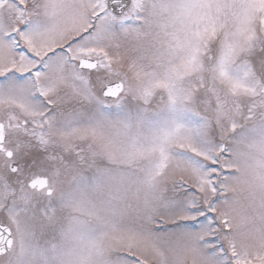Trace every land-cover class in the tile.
Masks as SVG:
<instances>
[{
	"label": "snow or ice",
	"instance_id": "1",
	"mask_svg": "<svg viewBox=\"0 0 264 264\" xmlns=\"http://www.w3.org/2000/svg\"><path fill=\"white\" fill-rule=\"evenodd\" d=\"M0 264H264V0H0Z\"/></svg>",
	"mask_w": 264,
	"mask_h": 264
}]
</instances>
